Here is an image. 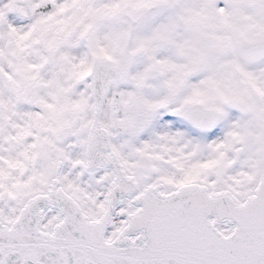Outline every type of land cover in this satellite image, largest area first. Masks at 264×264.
Listing matches in <instances>:
<instances>
[{"label":"snow or ice","instance_id":"snow-or-ice-1","mask_svg":"<svg viewBox=\"0 0 264 264\" xmlns=\"http://www.w3.org/2000/svg\"><path fill=\"white\" fill-rule=\"evenodd\" d=\"M0 264H264V0H0Z\"/></svg>","mask_w":264,"mask_h":264}]
</instances>
